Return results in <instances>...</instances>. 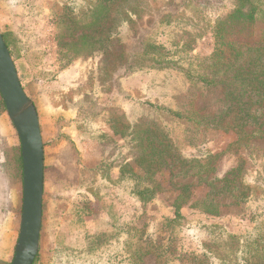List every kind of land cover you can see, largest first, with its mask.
<instances>
[{"label":"rangeland","instance_id":"obj_1","mask_svg":"<svg viewBox=\"0 0 264 264\" xmlns=\"http://www.w3.org/2000/svg\"><path fill=\"white\" fill-rule=\"evenodd\" d=\"M68 1L0 0V29L2 34L12 32L16 37L14 63L25 92L37 107L44 143L46 172L39 250L43 264H112L113 256L118 253L116 247L106 245L95 253H89L86 248L89 235L112 232V216L120 215L117 208L125 216L122 219H128L129 224L145 232L150 241L165 244L169 232L163 230L164 218L174 217V201L185 185L189 187L192 202L207 199L206 205H214L211 213L219 210V217H209L212 221L205 217L207 225L217 224L230 233L246 230L248 217L260 204L255 201L238 204L235 195L237 187L255 184L259 175L264 176V142L260 143L262 147L254 144V150L233 147L238 140L235 131L195 130L173 120L168 113L187 101L185 81L163 71H126L119 59V47L108 55L68 59L69 54L58 45L59 19ZM257 3L260 11L256 36L261 40L264 0ZM155 6L149 4L147 11ZM233 8L231 0H223L216 16H226ZM129 34L130 29H123V37ZM214 48L215 40L209 33L194 44V55L207 59ZM90 100L95 102L99 114L77 128L74 120L80 104ZM141 116L163 123L177 154L156 175L163 192L145 205L136 199L130 204L128 194L126 214L121 207L125 203L122 186H117L116 196L113 191L107 192L105 176L115 179L123 165L135 167L139 152L127 138L114 134L111 122L118 121L122 129L121 123L126 118L134 121ZM62 120L65 126L59 129ZM66 122L73 124L67 127ZM15 144H20L19 137L6 113L0 117V258L9 262L14 258L19 236L23 182L11 185L1 171V164L2 150ZM196 162L207 164L205 167L212 171L208 175H196L203 172ZM97 166H101V172L100 168L95 170ZM231 173L235 175L229 178L235 182L223 181ZM183 214L186 220L180 222L179 232L177 228L175 232L178 252L187 256L199 253L212 242L214 228L194 227L198 218L204 220L198 210L185 207ZM155 261V256L150 255L142 264H155Z\"/></svg>","mask_w":264,"mask_h":264},{"label":"trees","instance_id":"obj_2","mask_svg":"<svg viewBox=\"0 0 264 264\" xmlns=\"http://www.w3.org/2000/svg\"><path fill=\"white\" fill-rule=\"evenodd\" d=\"M222 1L69 0L59 19L58 45L69 54L70 60L84 55H108L119 47V59L126 71L148 69L177 75L185 81L188 97L185 104L168 113L170 118L195 130L235 131L238 140L233 147L254 150V144L264 142V38L258 40L256 36L260 8L257 0H231L233 10L226 16H216ZM149 4L157 6L147 11ZM123 29H130V34L123 37ZM209 33L215 40L214 52L207 59H200L194 55V44ZM3 37L16 63V37L12 32L3 33ZM4 114L6 107L0 95V117ZM98 114L93 100L83 102L74 123L82 128ZM62 122L59 129L65 126V121ZM71 124L66 122L67 127ZM121 124L122 129L118 121L111 122L114 134L127 138L139 155L135 167L125 164L115 179L105 176L108 184L104 188L115 195L117 186H122L123 193L149 204L163 192L156 175L176 156L177 149L171 134L156 119L126 118ZM2 153V173L11 185L22 184L20 145L6 147ZM196 164L203 170L196 175L212 171L205 167L207 164ZM97 168L101 170V166ZM233 175H227L223 181L235 182L229 178ZM191 198L189 187L182 186L174 201V217L164 218L163 230L169 232L165 244L150 241L142 230L113 217L112 232L89 235L86 250L95 253L106 245L116 247L118 253L112 264H142L150 255L155 256V264H264V176L259 175L255 184L237 187L238 204L251 201L260 204L241 233H230L217 224L207 225L206 218L219 217V210L211 213L214 205H206L207 199L192 202ZM185 207L198 210L202 216L198 215L204 218H198L195 228L214 231L212 242L199 253L182 256L175 230L179 232L180 222L186 220ZM0 264L11 262L0 258ZM34 264H43L40 253Z\"/></svg>","mask_w":264,"mask_h":264},{"label":"water","instance_id":"obj_3","mask_svg":"<svg viewBox=\"0 0 264 264\" xmlns=\"http://www.w3.org/2000/svg\"><path fill=\"white\" fill-rule=\"evenodd\" d=\"M0 95L20 140L23 161V206L11 264H34L43 222L45 153L37 107L25 92L0 29Z\"/></svg>","mask_w":264,"mask_h":264},{"label":"crops","instance_id":"obj_4","mask_svg":"<svg viewBox=\"0 0 264 264\" xmlns=\"http://www.w3.org/2000/svg\"><path fill=\"white\" fill-rule=\"evenodd\" d=\"M19 141H20V140H19ZM19 145H20V144H19ZM15 146H18V145L15 144ZM116 174H117V173H116ZM116 174H115V175H116ZM124 195H125V198H124V199H125V203H123V204H125V205L122 204L121 207L124 209L123 212L127 214V211H128V208H127V206H128V194L125 192ZM115 196H116V195H115ZM129 200H130L129 203L131 204V203L134 201V198H133L132 196L129 195ZM117 210H118V211H117V214H120V215L117 216V215L115 214V215H113L112 217H115V218H118V219L120 218V219H119L120 221L128 223V219H122V216H123V215L121 216L122 213L119 212V209H118V208H117ZM118 212H119V213H118ZM112 217H111V218H112ZM123 217L125 218V216H123ZM112 224H113V222L111 223V230H113V228H112Z\"/></svg>","mask_w":264,"mask_h":264}]
</instances>
